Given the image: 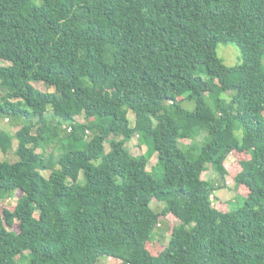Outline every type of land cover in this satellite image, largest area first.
I'll list each match as a JSON object with an SVG mask.
<instances>
[{"label":"trees","instance_id":"1","mask_svg":"<svg viewBox=\"0 0 264 264\" xmlns=\"http://www.w3.org/2000/svg\"><path fill=\"white\" fill-rule=\"evenodd\" d=\"M263 58L264 0H0V118L23 121L0 130L16 157L0 160V203L21 192L0 207V264H264ZM207 165L246 190L240 206L213 205Z\"/></svg>","mask_w":264,"mask_h":264},{"label":"rangeland","instance_id":"2","mask_svg":"<svg viewBox=\"0 0 264 264\" xmlns=\"http://www.w3.org/2000/svg\"><path fill=\"white\" fill-rule=\"evenodd\" d=\"M37 3L39 0H36ZM217 56L219 57V59L222 60V62L227 66V67H234V66H238L241 64V60H240V52L237 49V47H235L234 45H218L217 47ZM262 64L264 65V58L262 59ZM201 76L205 77V73H202ZM37 89L43 90L45 91L46 88L42 83H34L33 84ZM49 92L52 91V88L48 89ZM223 97V94L221 95ZM228 96V95H227ZM208 104L211 107H214V102L213 99L209 98L207 99ZM184 108H186L187 110H193L194 109V104L192 101H185L183 103ZM47 118L51 119V112L47 113ZM128 118L131 121V124H133L134 122V117L132 115V113L128 114ZM23 125V121L21 119H14L13 121H11V119L7 120L4 117L0 118V130H5L10 132L11 134H14L21 126ZM65 127H67L66 124H64L63 129H65ZM87 138L91 137V133L87 132L86 133ZM181 144L183 143H188L187 140H182L180 141ZM16 145V141H14V147ZM106 150H108V144L105 145ZM127 149L131 152V154L133 155H141L145 152V147L144 146H140L138 143V138L135 136L133 137L127 144H126ZM50 153H53L55 156H57L58 154V150L56 149L55 146H51L47 149V151L45 152L46 156H48ZM228 162L226 163H230V166L235 162V164L237 163V161L243 159L242 156H235V155H229L228 156ZM0 160H6L9 162H13L14 160H16V157L14 155L13 152H10L6 155H3L2 153H0ZM156 162V156H152V158L149 160V163L147 165V170L150 171V169L155 165ZM209 170L205 171V173H202V177L205 180H210L211 181V186L215 188V191L213 193V205L215 207H217L218 209L222 210V211H226V209H234L237 208L238 206H240L243 202V197H240L241 195H245V189H243L242 187L239 188L238 186L235 185L234 179L232 175H228L226 174L225 178L226 181H229V184L227 185V187H218V184L220 186V179L217 176V174L212 171L211 166L207 165ZM229 170V169H228ZM235 173V171H234ZM42 174L45 177H48L49 175V171H44L42 172ZM79 180L80 182L82 181V175L79 176ZM21 192L20 191H16L14 193H12L9 197H6L1 203H0V207L1 209H3L4 207L7 209L12 210L16 204L17 199L20 197ZM220 204V205H219ZM164 204L162 202H159L157 200H155L151 206L153 209H155L156 211H158ZM179 223V221L174 218L172 215H167L164 218H160L159 220V224L155 230L154 233V239L153 241L148 244V247L150 248L151 251L154 252H159L162 247L164 245L167 244L168 239L170 237V233L172 231V228L174 226H176ZM13 231L17 232V226L16 224L13 226ZM26 254V253H25ZM97 264H121L120 261L115 260V259H110V258H106V257H101L98 261Z\"/></svg>","mask_w":264,"mask_h":264},{"label":"built area","instance_id":"3","mask_svg":"<svg viewBox=\"0 0 264 264\" xmlns=\"http://www.w3.org/2000/svg\"><path fill=\"white\" fill-rule=\"evenodd\" d=\"M68 131H70V128L68 129ZM228 159H229V157L224 161V168L226 169V170H228L229 169V165H230V163H226V162H228ZM226 184L228 185L229 184V181H226Z\"/></svg>","mask_w":264,"mask_h":264},{"label":"crops","instance_id":"4","mask_svg":"<svg viewBox=\"0 0 264 264\" xmlns=\"http://www.w3.org/2000/svg\"><path fill=\"white\" fill-rule=\"evenodd\" d=\"M205 173V172H204ZM201 178L203 179V177L201 176Z\"/></svg>","mask_w":264,"mask_h":264},{"label":"clouds","instance_id":"5","mask_svg":"<svg viewBox=\"0 0 264 264\" xmlns=\"http://www.w3.org/2000/svg\"><path fill=\"white\" fill-rule=\"evenodd\" d=\"M212 199H213V197H212Z\"/></svg>","mask_w":264,"mask_h":264}]
</instances>
